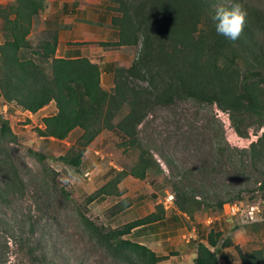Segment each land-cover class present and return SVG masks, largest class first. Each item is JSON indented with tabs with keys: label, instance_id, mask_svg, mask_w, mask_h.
I'll return each mask as SVG.
<instances>
[{
	"label": "rangeland",
	"instance_id": "obj_1",
	"mask_svg": "<svg viewBox=\"0 0 264 264\" xmlns=\"http://www.w3.org/2000/svg\"><path fill=\"white\" fill-rule=\"evenodd\" d=\"M75 1L79 6H91L95 0H46L29 36L33 48L51 32L62 31L72 36L71 42L75 40L78 23L70 20H86L85 15L70 12ZM212 1L215 9L243 4L251 30L247 42H253L256 57L264 56V23L259 25L264 0ZM11 2L14 0H0V8ZM2 27L0 18V44L4 42ZM139 49L132 48V62ZM102 85L107 87L108 80L104 79ZM23 112L15 103L0 99V116L9 121L16 136L14 141L0 138V264H128L96 240L86 229L83 216L98 226L116 229L151 211L162 214V210L167 224L161 230L128 237L159 256H167L168 260L160 264H194L199 244H207L210 231L219 229L220 222L214 220L217 217L224 238L234 246L244 252L264 249V191L259 184L264 183V163L245 152L264 128H252L249 136L242 138L227 113L194 100L156 107L139 127V137L141 146L155 156L163 173L150 174L146 180L128 176L120 188L131 208L113 218L123 198L87 200L119 172L130 171L141 150L123 146L120 133L104 131L88 147L90 158L84 157L80 168L70 167L58 158L77 142L82 131L76 129L63 141L44 138L38 133L40 118L50 115L51 110L33 120ZM35 154L46 159L41 161ZM13 169L18 173L17 181L23 182L15 187L10 183ZM176 187L204 193L211 202L220 198L244 207L256 203L261 209L260 220L249 224L241 216H223V210L215 208L196 212L193 218L185 216L176 210ZM170 195L174 203L165 208L163 203ZM221 252V264H241L235 247Z\"/></svg>",
	"mask_w": 264,
	"mask_h": 264
},
{
	"label": "trees",
	"instance_id": "obj_2",
	"mask_svg": "<svg viewBox=\"0 0 264 264\" xmlns=\"http://www.w3.org/2000/svg\"><path fill=\"white\" fill-rule=\"evenodd\" d=\"M109 1L114 5L109 7L114 13L111 26L119 41L100 46L140 48L129 68H115L111 91L103 88L97 63L88 58L56 57L57 32L49 33L33 48L29 36L46 0H14L0 8L4 37L0 44V99L33 114L54 102L57 113L43 118V128L38 129L44 138L63 141L76 129L82 131L58 161L80 168L88 147L104 131L120 133L123 146L141 150L130 171L119 172L87 203L98 198L122 197L124 192L119 187L128 176L146 180L150 174L163 173L155 156L141 146L139 137V127L158 106L181 100L217 106L229 115L232 127L242 138H247L252 128H264V56L256 57L253 42H247L251 38L249 24L238 40L230 41L215 31L212 16L216 9L212 0ZM0 138L16 140L9 121L2 116ZM245 152L264 163V132ZM35 155L41 161L46 159L44 155ZM17 179L18 173L13 169L10 183L14 187L23 183ZM259 184L264 191V183ZM174 191L176 210L191 218L205 208L222 211L225 204L234 202L220 198L211 202L204 193L177 187ZM121 202L113 216L129 208L126 198ZM83 220L96 240L124 263L160 264L168 260L167 256H159L144 244L128 239L135 230L163 223V210L162 214L154 212L116 229L98 226L86 216ZM231 247L237 250L241 264H264V249L244 252L215 229L210 231L207 244H199L194 264H221V251Z\"/></svg>",
	"mask_w": 264,
	"mask_h": 264
},
{
	"label": "crops",
	"instance_id": "obj_3",
	"mask_svg": "<svg viewBox=\"0 0 264 264\" xmlns=\"http://www.w3.org/2000/svg\"><path fill=\"white\" fill-rule=\"evenodd\" d=\"M71 6L73 7V9L70 12L75 14L85 15L86 20L84 19L79 20L77 17L70 20L78 23V28H77L78 33L75 36L76 37L75 40H73L72 42L70 39L72 36L69 37L65 36V34L62 31L58 33L59 43L56 51V57L62 59L88 58L93 63L95 64L97 63L101 68L102 82L104 79H106L108 80L109 83L107 87H104L103 85L102 86L105 90L111 91V89H113L114 87L115 68L117 66L129 68L133 63L131 56L133 52L132 51L133 47H126V46L111 47L110 49H112V51H108V48H103L102 46H100V43L119 41V36L117 31L111 28V21H112L111 17H113V15L109 13V7L114 5H112V3L109 0H95L91 4V6H79L76 1L73 2ZM102 25H104L105 27H103ZM106 36L107 38H104ZM48 109L51 110V114L50 115L44 114ZM23 113L32 120L38 117L39 115L44 114L40 118L42 120L45 117L52 116V114L55 115L57 113V107L55 103L52 102L48 106L38 111L37 113L33 114L30 113L29 111H24ZM39 127L43 128V122L41 123V125H39ZM88 153H86L85 157L87 156V158H90L88 156ZM124 197L125 194L121 198L124 199ZM128 209L122 211L118 215L122 214ZM154 212L155 211H151L149 214H152ZM118 215H115L113 218H115ZM214 220L215 221L218 220L220 222L219 227L217 228H219L218 229L219 231L224 232L220 218L217 217ZM132 221L134 220H131L130 222ZM127 223L129 222L126 223L124 222L123 225ZM166 224H167V219L161 224H156L148 228L135 230L133 234H147L149 232L151 233L157 230L159 231L163 228L162 226Z\"/></svg>",
	"mask_w": 264,
	"mask_h": 264
},
{
	"label": "clouds",
	"instance_id": "obj_4",
	"mask_svg": "<svg viewBox=\"0 0 264 264\" xmlns=\"http://www.w3.org/2000/svg\"><path fill=\"white\" fill-rule=\"evenodd\" d=\"M247 10L242 3L236 2L230 8L219 6L212 16L215 31L230 41L239 39L247 21Z\"/></svg>",
	"mask_w": 264,
	"mask_h": 264
},
{
	"label": "built area",
	"instance_id": "obj_5",
	"mask_svg": "<svg viewBox=\"0 0 264 264\" xmlns=\"http://www.w3.org/2000/svg\"><path fill=\"white\" fill-rule=\"evenodd\" d=\"M86 177H88V174H86ZM173 203H174V196L170 195L169 197L166 198L163 205L165 206V208H168V206L173 205ZM260 215H261V209L259 208V205L256 203L247 205L245 207L242 203L239 202L227 203L224 205L223 208V216H228V217L241 216L249 224L257 223L260 220Z\"/></svg>",
	"mask_w": 264,
	"mask_h": 264
}]
</instances>
